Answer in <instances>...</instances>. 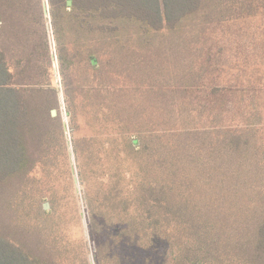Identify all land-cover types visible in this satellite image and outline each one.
<instances>
[{"label":"rangeland","instance_id":"1","mask_svg":"<svg viewBox=\"0 0 264 264\" xmlns=\"http://www.w3.org/2000/svg\"><path fill=\"white\" fill-rule=\"evenodd\" d=\"M122 27L106 43L97 37L96 69L78 65L77 87L92 91L80 92L71 117L61 95L68 155L57 151L55 166L32 173L27 219L43 222L63 264H96L98 246L103 264H238L222 249L212 256L148 182L162 178L159 135L190 139L189 167L207 163L202 146L220 150L225 137L241 136L248 149L226 162L264 189V0H217L209 18H188L173 31ZM51 43L62 89L53 36ZM140 138L136 149L148 143L147 155L130 150Z\"/></svg>","mask_w":264,"mask_h":264},{"label":"trees","instance_id":"2","mask_svg":"<svg viewBox=\"0 0 264 264\" xmlns=\"http://www.w3.org/2000/svg\"><path fill=\"white\" fill-rule=\"evenodd\" d=\"M69 1L0 0V264L64 263L48 234L41 230L43 222L38 220L34 225L27 219L26 197L35 169L55 166L57 151L64 160L68 155L61 95L71 117L80 92L91 94L89 86L77 87L75 72L83 63L93 69L99 66L97 37L98 43H106L121 32L122 25H133L145 35L173 31L188 18H209L217 3L71 0L70 6ZM51 36L62 89L53 81ZM163 136H158L157 161L162 178L148 182L158 189L157 201L185 217L212 256L222 249L233 254L238 264H264V189L260 181L247 180L226 162L227 155L248 149V139L225 137L219 143L220 156L218 147L205 150L202 146L207 163L200 167L195 164L197 159L189 167L187 161L195 157L188 149L190 139L175 143L171 135L164 142ZM138 143L141 138L133 139L130 150L139 156L140 152L149 154L150 145L144 143L139 151ZM206 172L209 179L204 178ZM81 180L84 183L83 177ZM92 206L88 204L90 209ZM44 211L42 206L41 217ZM100 248L96 249V264H103Z\"/></svg>","mask_w":264,"mask_h":264},{"label":"water","instance_id":"3","mask_svg":"<svg viewBox=\"0 0 264 264\" xmlns=\"http://www.w3.org/2000/svg\"><path fill=\"white\" fill-rule=\"evenodd\" d=\"M68 4L71 6L72 5V1L70 0L69 2H68ZM53 116H57V111L56 110H53Z\"/></svg>","mask_w":264,"mask_h":264}]
</instances>
